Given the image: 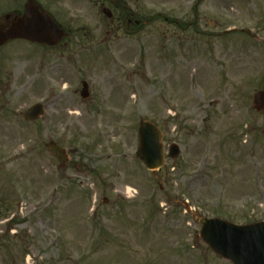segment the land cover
Returning <instances> with one entry per match:
<instances>
[{"label":"rangeland","instance_id":"rangeland-1","mask_svg":"<svg viewBox=\"0 0 264 264\" xmlns=\"http://www.w3.org/2000/svg\"><path fill=\"white\" fill-rule=\"evenodd\" d=\"M35 1L65 36L0 48V264H230L198 220H264V0H125V27L93 0ZM144 120L163 133L154 173Z\"/></svg>","mask_w":264,"mask_h":264},{"label":"water","instance_id":"water-1","mask_svg":"<svg viewBox=\"0 0 264 264\" xmlns=\"http://www.w3.org/2000/svg\"><path fill=\"white\" fill-rule=\"evenodd\" d=\"M5 19L9 21L0 26V45L10 39H24L53 46L63 37V31L55 21L33 2L25 6L22 14L12 18L6 15ZM81 96H88L85 82L82 83ZM253 105L257 111L264 110L263 90L253 94ZM43 113V106L36 103L23 112V117L32 121ZM138 136L136 156L147 169L154 171L160 168L164 162L161 131L155 124L145 120L139 125ZM47 151L65 163L66 153L56 144H48ZM178 153L177 145L172 143L169 156L175 158ZM199 222V236L214 254L232 264H264V221L237 225L218 218H200Z\"/></svg>","mask_w":264,"mask_h":264},{"label":"flooded vegetation","instance_id":"flooded-vegetation-1","mask_svg":"<svg viewBox=\"0 0 264 264\" xmlns=\"http://www.w3.org/2000/svg\"><path fill=\"white\" fill-rule=\"evenodd\" d=\"M95 5L99 6V10L104 15V12H111L110 17L104 15L106 20L111 22L116 21L117 24H121L124 27L133 24H137V18L132 9L128 8L127 1L125 0H93ZM90 2V1H89ZM3 20L0 21V24ZM5 24V23H4Z\"/></svg>","mask_w":264,"mask_h":264}]
</instances>
